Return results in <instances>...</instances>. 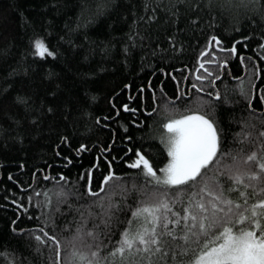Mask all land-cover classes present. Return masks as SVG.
<instances>
[{
  "label": "trees",
  "instance_id": "16d2710c",
  "mask_svg": "<svg viewBox=\"0 0 264 264\" xmlns=\"http://www.w3.org/2000/svg\"><path fill=\"white\" fill-rule=\"evenodd\" d=\"M87 3L82 13L81 0H0V264H72L81 224L110 251L155 187L143 189L142 169L124 161L143 145L159 172L167 119L199 111L214 122L220 155L206 175L228 180L221 165L264 146V0H108L91 19L97 0ZM37 36L55 56L34 54ZM80 143L87 147L77 153ZM101 152L115 176L101 187L109 170L101 158L89 193L88 169ZM173 208L181 211L180 202ZM168 259L187 264L184 255Z\"/></svg>",
  "mask_w": 264,
  "mask_h": 264
},
{
  "label": "snow or ice",
  "instance_id": "6c2138e0",
  "mask_svg": "<svg viewBox=\"0 0 264 264\" xmlns=\"http://www.w3.org/2000/svg\"><path fill=\"white\" fill-rule=\"evenodd\" d=\"M81 4L82 13L88 11L87 0H81ZM107 7H110L108 0H97L96 11L88 19ZM213 39L219 44L218 36L209 37L210 41ZM32 44L36 55H56L39 36ZM207 51L206 47L200 55ZM231 51L236 52L235 42ZM203 66L204 62L201 61L200 67ZM204 70L210 71L208 68ZM198 79L203 81L205 77L199 76ZM211 79L214 80L215 76ZM192 87L204 90L198 83ZM144 88L145 85L141 84L140 89ZM214 95L219 96L220 93L215 92ZM17 99L21 102L26 100L19 96ZM196 99L199 102L202 98ZM119 108L136 111L130 109L128 103L119 105ZM163 128L166 132L161 134L160 142L166 147L170 159L159 172L145 154L147 149L142 150L143 145L135 149L133 160L124 161L142 169L141 175L145 178L143 189L155 186L152 191L145 192L144 201L131 209L129 226L120 231L119 239L110 245L111 250L105 251V237L95 227L86 228L81 224L71 237L72 247L67 258L72 264H171L169 256L175 258L184 255L187 264H264V146L243 156L233 155L231 162L221 165L227 169L225 175L229 178L224 180L216 173L205 174L211 166L210 162L220 155L219 136L211 119L199 111H189L186 115L167 119ZM86 147L80 143L75 151L79 153ZM101 158L109 169L103 176L101 187L115 176L111 171L112 160L103 152L99 153L97 162L88 169L89 193L93 192L92 169L99 166ZM238 186L242 187H239L237 198H233L230 194ZM178 201L181 211L173 208ZM111 207V204L102 207L106 228L112 223L111 217L114 215ZM134 219L137 222L133 228L130 226ZM18 231L23 233L24 229ZM36 238L42 237L37 235ZM86 238L90 239L78 248L75 242ZM51 241L55 243V257L59 261L61 242L55 235L51 236Z\"/></svg>",
  "mask_w": 264,
  "mask_h": 264
},
{
  "label": "rangeland",
  "instance_id": "374dc122",
  "mask_svg": "<svg viewBox=\"0 0 264 264\" xmlns=\"http://www.w3.org/2000/svg\"><path fill=\"white\" fill-rule=\"evenodd\" d=\"M188 114V113H187ZM184 115H186V114H184ZM166 122V121H165ZM166 148V147H165ZM166 153H167V149H166ZM170 159V157L168 156V154H167V161ZM167 161H166V163H167ZM165 163V164H166Z\"/></svg>",
  "mask_w": 264,
  "mask_h": 264
},
{
  "label": "bare ground",
  "instance_id": "6f19581e",
  "mask_svg": "<svg viewBox=\"0 0 264 264\" xmlns=\"http://www.w3.org/2000/svg\"><path fill=\"white\" fill-rule=\"evenodd\" d=\"M211 69V68H210Z\"/></svg>",
  "mask_w": 264,
  "mask_h": 264
}]
</instances>
